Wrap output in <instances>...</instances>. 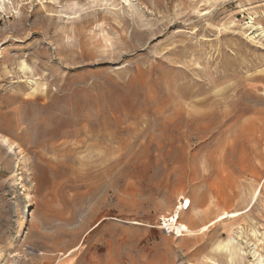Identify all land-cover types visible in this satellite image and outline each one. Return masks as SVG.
Here are the masks:
<instances>
[{
    "label": "rangeland",
    "instance_id": "1",
    "mask_svg": "<svg viewBox=\"0 0 264 264\" xmlns=\"http://www.w3.org/2000/svg\"><path fill=\"white\" fill-rule=\"evenodd\" d=\"M231 233L264 255V0H6L0 264H231Z\"/></svg>",
    "mask_w": 264,
    "mask_h": 264
},
{
    "label": "bare ground",
    "instance_id": "2",
    "mask_svg": "<svg viewBox=\"0 0 264 264\" xmlns=\"http://www.w3.org/2000/svg\"><path fill=\"white\" fill-rule=\"evenodd\" d=\"M5 2H6V0H0V10L3 9ZM241 214H242V212H237V213L224 212L223 214H221L220 219L222 221H225L227 219H234L235 220ZM250 244H252V243H250ZM252 246L253 247H251V249L253 250L252 254L254 256L255 264H264V255L262 253H260L259 250H257V248H258L257 244L253 243ZM216 247L219 250L227 251V254L229 256V261L231 264L241 263V260L243 259V254L241 253V246L237 245V241H236V238L233 236V233H231L229 235V237L224 242L220 241Z\"/></svg>",
    "mask_w": 264,
    "mask_h": 264
},
{
    "label": "built area",
    "instance_id": "3",
    "mask_svg": "<svg viewBox=\"0 0 264 264\" xmlns=\"http://www.w3.org/2000/svg\"><path fill=\"white\" fill-rule=\"evenodd\" d=\"M169 229H171V228H169ZM172 230V229H171Z\"/></svg>",
    "mask_w": 264,
    "mask_h": 264
}]
</instances>
